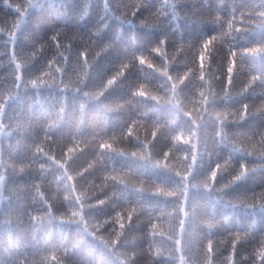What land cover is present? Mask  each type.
I'll return each mask as SVG.
<instances>
[{
    "label": "trees",
    "instance_id": "trees-1",
    "mask_svg": "<svg viewBox=\"0 0 264 264\" xmlns=\"http://www.w3.org/2000/svg\"><path fill=\"white\" fill-rule=\"evenodd\" d=\"M0 264H264V0H0Z\"/></svg>",
    "mask_w": 264,
    "mask_h": 264
}]
</instances>
